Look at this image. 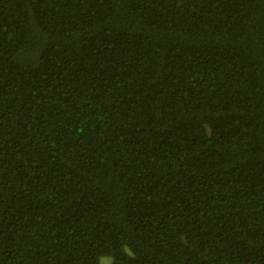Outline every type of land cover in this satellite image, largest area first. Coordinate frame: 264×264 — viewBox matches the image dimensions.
<instances>
[{"label":"trees","instance_id":"16d2710c","mask_svg":"<svg viewBox=\"0 0 264 264\" xmlns=\"http://www.w3.org/2000/svg\"><path fill=\"white\" fill-rule=\"evenodd\" d=\"M104 260L264 264V0H0V264Z\"/></svg>","mask_w":264,"mask_h":264},{"label":"rangeland","instance_id":"374dc122","mask_svg":"<svg viewBox=\"0 0 264 264\" xmlns=\"http://www.w3.org/2000/svg\"><path fill=\"white\" fill-rule=\"evenodd\" d=\"M103 264H111V262L108 261V260H104V261H103Z\"/></svg>","mask_w":264,"mask_h":264},{"label":"snow or ice","instance_id":"6c2138e0","mask_svg":"<svg viewBox=\"0 0 264 264\" xmlns=\"http://www.w3.org/2000/svg\"><path fill=\"white\" fill-rule=\"evenodd\" d=\"M101 256H103V254H100Z\"/></svg>","mask_w":264,"mask_h":264}]
</instances>
